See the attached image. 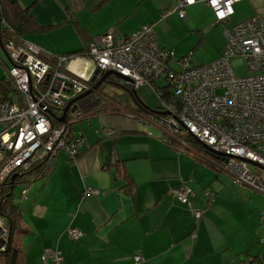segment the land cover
Masks as SVG:
<instances>
[{"label": "crops", "instance_id": "obj_1", "mask_svg": "<svg viewBox=\"0 0 264 264\" xmlns=\"http://www.w3.org/2000/svg\"><path fill=\"white\" fill-rule=\"evenodd\" d=\"M146 1L73 0L71 5L79 25L96 36L109 28L122 33L121 23L141 2L148 6L142 25L154 23L159 12L174 9L172 0H153L152 5ZM18 2L29 8L38 26L51 28L25 37L40 46L46 60L83 45L72 24L66 22L67 0ZM200 3L197 0L187 7L186 13ZM78 66L79 61L71 64L73 69ZM101 103L95 96L82 101L86 112L78 122L83 121L78 131L86 143L82 152L74 159L59 152L48 174L28 189L21 206L26 232L21 237L22 264H53L40 260L47 248L60 252V264H226L224 253L231 251L228 237L234 231L217 224L224 219L216 212L221 202L215 199L211 205L204 199V191L214 187L218 175L194 154L185 153L176 143L168 144L152 123L130 113L103 111ZM183 186L193 193L189 207L170 194ZM85 188L97 193L84 195ZM263 207L264 200L255 212L257 223ZM193 211L203 215L195 219ZM70 228L81 232L78 240L68 238ZM241 244L239 256H248L240 258L241 264L264 260L262 245L256 251L246 238L235 246ZM135 255L140 256L139 263ZM230 262L234 264L235 259Z\"/></svg>", "mask_w": 264, "mask_h": 264}, {"label": "built area", "instance_id": "obj_2", "mask_svg": "<svg viewBox=\"0 0 264 264\" xmlns=\"http://www.w3.org/2000/svg\"><path fill=\"white\" fill-rule=\"evenodd\" d=\"M201 1L213 12L216 25L226 24L234 14V5L244 0ZM196 2L177 0L175 8L163 13L161 19L166 20L173 12L184 19L185 7ZM0 35L10 61L6 80L15 92L0 94V188L31 172L35 178L45 177L61 151L72 159L78 156L86 143L80 133L75 136L71 127L86 116L82 101L92 94L74 99L92 90L95 72L101 76L113 71L131 80L135 90L149 87L157 96L162 89L158 92V86H153L159 80L170 84L175 100L162 102L164 115L151 116L149 120L147 116L129 115L147 124L152 122L169 140L190 134L222 159V170L234 183L264 194V184L250 168L251 162L264 170V17L254 15L228 28L220 59L192 66L190 55H185L178 58L173 68V51L156 45L151 26L130 37H120L109 30L94 39L81 58L51 55L46 60L31 42L16 41L6 37L5 32ZM76 61L79 66L73 73L69 69ZM237 67H243L247 75H236ZM63 115L64 122H59L57 118ZM96 193L85 188L84 195ZM21 194L25 199L27 190ZM170 194L182 205L190 206L193 193L188 187L173 189ZM207 196L213 198L212 194ZM192 215L199 219L202 212L193 211ZM259 223L264 230V209ZM66 233L72 240L81 237L76 229H67ZM7 242L8 231L0 218V253ZM133 259L136 263L141 261L138 255ZM40 260L60 264L62 257L58 250L47 248Z\"/></svg>", "mask_w": 264, "mask_h": 264}, {"label": "rangeland", "instance_id": "obj_3", "mask_svg": "<svg viewBox=\"0 0 264 264\" xmlns=\"http://www.w3.org/2000/svg\"><path fill=\"white\" fill-rule=\"evenodd\" d=\"M146 2L147 4L152 5L153 0H147ZM203 3H200L196 7H194V9H190L189 11H187L184 19H179L173 12L167 17L166 20H160L159 16L157 20L154 21V28L158 43L162 47L166 49H172L174 51V57L171 60L173 66H176L178 58L186 54H190L192 66L208 65L220 59L222 48L226 41L225 31L228 30V28L232 27L234 23L244 21L254 15H260L264 17V0H247L245 3L234 5L233 8L235 14L228 20L226 24L220 23L214 25L213 12L211 10H207L205 7L206 5ZM175 6L176 5L174 2V8ZM164 7L166 8V6ZM147 8L148 6L142 5L141 2L140 4H138L134 11H130L129 15L121 23V35H124V31H127L129 29L134 30L135 28H139L140 26H142L144 15H146L144 13V10ZM139 12L141 14H139ZM47 39L49 40V38ZM55 42L57 43V41ZM42 43L45 44L44 42ZM3 45H1L2 47L0 46V80H2L5 75L4 65H8L9 63L8 57L4 52L5 50H3ZM42 50L47 52L45 48ZM40 56L45 59L41 55V53ZM66 69L68 68L66 67ZM69 70L73 73L77 72V69H71V67ZM95 73L93 74L94 76L92 75L93 77L91 76L92 78H95L94 82L92 83V89L96 82L100 81L102 77L100 76V73H97V75H95ZM235 73L238 76L247 75L246 70L243 67L235 68ZM113 80L114 82H111V84L105 83L99 89L100 91L97 92L98 88L96 90H93L92 97L95 96L97 100H105L108 105H110L111 109L112 107L114 108L116 103H119L123 108L129 107L128 109L131 114L139 115V117L145 115L147 116V120H149L151 118L149 114L151 113L147 114L143 111L139 113V111L135 107L126 106L127 104L122 102V100L120 99V93L126 94L124 91H122L123 89L120 88L122 80H119L117 78H113ZM161 83L162 82L159 81L158 84H155V88L158 85H161ZM127 86L128 89L130 91H133L134 94L135 88H133V85L131 84V86ZM138 91L139 95L148 103L150 107H152V109H156L158 107V105L160 104L159 99L149 87H142ZM83 94H81L80 96H82ZM105 95L110 96L108 100L106 99ZM74 100L78 99L75 98ZM101 104H104V101ZM124 111L125 110H117L115 111V113L125 115L126 113ZM62 118L63 116L57 118V120L60 122V119ZM62 122H64V120ZM82 122L79 123L80 126H82ZM79 124H74L73 129L77 131ZM250 168L264 184V170L256 168L254 166H250ZM212 172L215 176V172L213 170ZM218 177L219 178L216 180L213 179V182H215L214 187L210 186V192L215 194L216 201L221 202V204L216 208V212L221 217L224 216L223 220L218 219L217 224L223 229H225L224 227H227L231 231H234L232 236L228 237L229 243L231 244V251L224 253L226 264L231 263L230 259L231 261H234L235 259L234 264H241L240 258L244 257L245 259H247L248 256H245L244 254H241V256H239L243 244H241V247L235 245L241 243V241H245L247 238L249 245L253 243V248L255 246V250L258 251L261 245L260 239L264 237V230L259 223V219L257 223L258 215L256 214V210L258 209L259 204H261L264 200V194L257 192L248 186L234 183L232 181V178L223 172L219 173ZM36 183L38 182L32 181L31 183H29L27 179V181L23 180L20 184L14 185L12 198L13 203L17 205L20 204V202H23V200L19 199L21 190L23 188L29 189L30 186ZM205 192L206 191H204V195ZM263 209L264 207L261 209V211ZM245 231H247L248 233H243ZM251 231L253 232V236ZM244 234L246 235V237L244 236ZM262 247L264 249L263 245ZM230 255L232 257H230ZM3 261L4 257L3 255H1L0 264H3ZM255 264H264V260H261V263L258 262Z\"/></svg>", "mask_w": 264, "mask_h": 264}, {"label": "trees", "instance_id": "obj_4", "mask_svg": "<svg viewBox=\"0 0 264 264\" xmlns=\"http://www.w3.org/2000/svg\"><path fill=\"white\" fill-rule=\"evenodd\" d=\"M67 1H68L70 6H67L65 9L66 10L65 11L66 22L69 24H72L71 25L72 29L75 31V33L77 35H79L81 37V39L83 41V45L79 49H76V50H73L71 52H67L64 54H56L55 56H61V57H78L79 56V57H81L87 53L88 45L94 39H97L98 37L103 36L109 30L114 31L120 37H130V36L138 33L145 26L153 27V30H154V33L156 36V38H155L156 45L161 50L173 51L172 49H166V48L160 46V44L157 41V35L155 32L154 23L142 25L139 28H137L133 33L128 34V35L127 34L121 35V33L118 32L116 28H109L101 34H98L96 36H90V35H88V31L79 25L78 20L76 19L75 15L73 14L74 8L71 5V4H73V0H67ZM173 1L175 2V5H176L177 0H173ZM239 3H241V2H239ZM187 7H189V6H187ZM187 7H185V13H186ZM206 8L208 10H210L208 7H206ZM168 10H171V9H165L162 12H159L160 20H162L161 19L162 14L167 12ZM177 17H178V15H177ZM49 29H51V28L38 26L30 14L29 8L21 7L18 0H0V34L2 32H5L6 37H10V38L18 41V40H22V39L26 40L25 37L30 36V35L45 33L47 31H49ZM7 30H8V32H7ZM3 41H4V37H3V35H0V46L3 45ZM26 41H28V40H26ZM173 53H174V51H173ZM186 55H190V54H186ZM8 62H9L8 65L7 64L4 65L5 73H6V70L10 66V61L8 60ZM170 67H172V68L174 67L172 65V62L170 63ZM104 74H102V75H104ZM5 75H4L3 79L0 80V94H4L5 96H8V94L12 95L15 92L11 89V83L7 82ZM113 78L116 79V77H114L112 75L108 76L104 80V83L98 87L97 92L100 91L99 89L105 83H108V84H111V82L113 83L114 82ZM159 81L162 82V80H159ZM162 83H161V85H158V88L156 87L158 89V92L160 89H162L161 94H159L157 96V92L153 91L156 94V96L160 102V104L158 105V107L156 109H152V107H150L148 105V103L139 95L138 90H135L134 94H133V91H130L128 89V86L125 84L124 81H122V84H120V88L123 89L122 91H124L126 94L120 93L121 94L120 99L122 100V102L127 104L126 106L135 107L139 111V113L142 111L146 112L147 114L151 113L149 115L152 117H155V116L160 115V114L164 115L163 112L161 111L162 102H164V101L171 102L172 100H175V98L173 96V90H172L171 85L163 83L164 84V86H163ZM159 86H163V87L159 88ZM153 88H155V86H153ZM105 97L108 100L110 96L105 95ZM101 101L102 102L104 101V104H101V107H100V109H103V111L110 110V111L115 112L117 110H125L124 112L126 114L131 113L128 109L129 107L123 108L119 103H116L114 108L112 107V109H111L110 105H105V102H106L105 100H101ZM121 108H123V109H121ZM143 116H145V115H143ZM154 127H156V126H154ZM71 128H72V131L74 132L75 136H77L79 131L74 130L73 126ZM81 136H82V134H81ZM166 140L168 141V142L166 141L168 144H171V145L173 144L174 146L177 145L180 148L182 147L181 149H183L185 153L190 152V153L194 154L203 163L208 164L214 170V172L217 175H219V173H221V172L225 173L222 170V165H223L222 159L220 157H218L217 155L213 154L211 150H205L203 145L200 144L190 134L183 133V134L179 135L177 138H175L174 140H169L168 138H166ZM174 143H176V145ZM82 150H79L77 155H79L82 152ZM31 174H34V173L31 172ZM31 174H25L23 176H20V178L15 177L14 183L10 184L8 182L5 186L0 188V218L3 220L5 228L8 231V242H7L6 249L4 250V252L0 253V256L3 255V257H4L3 264H22V253H23V251L21 248V237L26 233L25 230L23 229V226L21 223V216H22L21 206H22L23 202H20V204H17V205L13 203V200H12V198H13V187L16 184H20L23 180L27 181V179H28V182L31 183L32 181H36V180L43 178V177L35 178L34 176H31ZM178 188H181V187H178ZM22 190H27V192H28L27 188H23ZM22 190H21V192H22ZM210 191L211 190H208V192L206 191L207 193L205 192L204 199L206 200L207 204L212 205L215 202L216 198H215V194L211 193ZM21 192L19 194V199L25 200L26 198L22 199ZM207 194H212L213 198L208 199ZM189 204H190V198H189ZM185 206L189 207L188 204ZM202 215H203V212H202ZM193 217L195 218V216H193ZM195 219H197V218H195ZM263 239H264V237L262 239H260V243H261V245L264 246V240ZM258 262H260V261H258ZM250 264H255V263H254V261L251 260Z\"/></svg>", "mask_w": 264, "mask_h": 264}, {"label": "water", "instance_id": "obj_5", "mask_svg": "<svg viewBox=\"0 0 264 264\" xmlns=\"http://www.w3.org/2000/svg\"><path fill=\"white\" fill-rule=\"evenodd\" d=\"M97 73H98V72H96L95 75H97ZM111 75L114 76V77H116V78H118V79H120V80H122V81H124L125 84H127V85H130V86H131V84H132L131 81H130L128 78H126V77H124V76H121V75H119V74H117V73H115V72H110V71H109V72H106L104 75H102L101 80L96 82V84L93 86V89H92L91 91L86 92L85 94H83L82 96H80V97H78V98H76V99H79V98L85 97V96H87V95H91L92 92H93V90H96V89H97V88H98V87L104 82V80H105L108 76H111ZM94 79H95V78H92V82H94ZM74 101H75V100H74ZM74 101H72L71 103H73ZM71 103H69V104L64 108V114L67 112V110H68V108H69V106H70ZM63 120H64V115H63V118L60 119V122H62ZM203 147H204L205 150H209V148H208L207 146L203 145ZM250 164L253 165V166L258 167V166L255 165L254 163H251V162H250ZM11 179L13 180L14 177H12Z\"/></svg>", "mask_w": 264, "mask_h": 264}, {"label": "bare ground", "instance_id": "obj_6", "mask_svg": "<svg viewBox=\"0 0 264 264\" xmlns=\"http://www.w3.org/2000/svg\"><path fill=\"white\" fill-rule=\"evenodd\" d=\"M73 66V65H72Z\"/></svg>", "mask_w": 264, "mask_h": 264}]
</instances>
